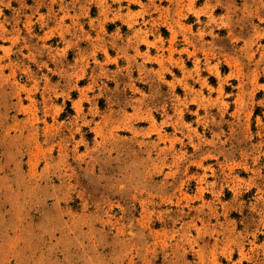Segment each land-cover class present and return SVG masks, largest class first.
<instances>
[{
  "label": "rangeland",
  "instance_id": "obj_1",
  "mask_svg": "<svg viewBox=\"0 0 264 264\" xmlns=\"http://www.w3.org/2000/svg\"><path fill=\"white\" fill-rule=\"evenodd\" d=\"M0 264H264V0H0Z\"/></svg>",
  "mask_w": 264,
  "mask_h": 264
}]
</instances>
